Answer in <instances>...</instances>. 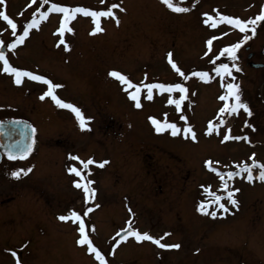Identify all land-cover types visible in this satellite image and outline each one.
Here are the masks:
<instances>
[{"label": "rangeland", "instance_id": "374dc122", "mask_svg": "<svg viewBox=\"0 0 264 264\" xmlns=\"http://www.w3.org/2000/svg\"><path fill=\"white\" fill-rule=\"evenodd\" d=\"M171 2L188 10L174 11L162 0H50L47 4L0 0V12H10L17 24L10 30L0 19V41L11 43L23 34L26 20L40 7L41 12L48 11L51 3L93 11L120 5L112 9L114 17L99 18L103 31L92 35L85 19L92 17L76 13L68 26L73 31L63 34L69 50L60 43L57 30L65 15L61 12H49L22 44L7 47L13 67H25L62 85L54 89L55 95L82 106L89 129H81L67 113L60 119L54 114L38 115L37 103L44 107L47 100L40 99V92L47 91L48 85L24 77L17 86L0 61V121L26 118L37 130L28 159L4 158L0 164V213L6 216L0 222V264H17V258L20 264H101L87 245L76 243L79 222L58 219L81 207L79 203L73 210V200L81 197L70 186L74 176L67 169L71 165H65L73 155L97 162L82 172L95 179L99 191L98 207L89 218L92 229L85 234L92 235L107 264H264V181L257 178L258 164L264 163V103L242 101L251 116L243 110L221 112L231 101L219 99L224 84L214 71L220 44L228 47L232 38L230 24L220 17L245 14L246 0ZM168 53L187 80L171 66ZM229 58L225 54L222 62ZM113 70L141 86V108L127 94L135 89L110 76ZM195 72H207L210 82ZM174 83L184 84L187 92L154 88L152 98H147L148 84ZM257 90L254 87L255 96ZM181 95L185 99L179 108L168 103ZM149 117L175 124L177 135L171 129L157 133ZM189 125L196 141L183 133ZM226 134L248 139L224 141ZM104 160L109 163L99 167ZM253 161L258 164L249 181L243 166ZM28 168L32 170L19 178L10 174ZM228 172L239 174L229 177ZM237 188L238 207L227 196ZM214 195L223 196L220 202L227 212L212 203ZM201 202L207 213L198 211ZM213 211L215 217L209 214ZM82 218L86 226L83 212ZM127 224L141 234L162 238L161 243L180 247L161 249L152 241L135 238L118 243L116 235Z\"/></svg>", "mask_w": 264, "mask_h": 264}, {"label": "snow or ice", "instance_id": "6c2138e0", "mask_svg": "<svg viewBox=\"0 0 264 264\" xmlns=\"http://www.w3.org/2000/svg\"><path fill=\"white\" fill-rule=\"evenodd\" d=\"M49 2H50V0H45V4H47ZM162 2L164 4H166L169 8H172L174 11H177V12H183V11L188 10V9L181 8V7H175L173 5V3L171 2V0H162ZM113 8H120V5L119 4H113L111 7H109L107 9V11H93V10L88 9V8L70 9L68 7L61 6L59 3H51V7L48 9V11H44V12L40 13V19L41 20L45 19L48 16V13L52 12V11L61 12V13L65 14L63 23L59 27L58 32L61 34L60 43L64 44L66 50H69L70 46L64 41L63 34H64L65 30H67L68 32L73 31L70 27H68V24H69V21L75 17L76 13H83L85 15H90L93 18V21H94L96 26L91 30L90 34H96L98 32L103 31V29L100 27V19L99 18L100 17H108V16L114 17L115 13L112 10ZM120 10L123 11V9H120ZM37 11H39V9H37ZM0 17H3V20L7 21L8 24L11 25L12 29L17 28L16 22L13 19H11L9 17V15H7L5 12H0ZM220 19L226 20L229 24H233L242 33H246L248 31L249 27H251L252 35H255V31H256L255 25L257 22L264 21V11H261L259 13V15H257L255 17L254 20H243V19H239V18H233L231 16H221ZM116 23L117 24L120 23L118 18L116 19ZM205 23H207V21H205ZM38 26H39V22L35 18H33L32 23L28 24L27 27H24L22 29L23 34L20 35L17 40L13 41L12 43H8L7 47L9 49H15L18 43L22 44L24 42L25 38L29 36V30L34 28V27H38ZM249 38H250L249 35L245 34L243 36V38L238 43H234L231 46L225 47L223 49V51H221L219 53V55L224 56L225 54H227L228 57H230L233 61H235L236 60V49H239L241 47V45L245 41H247ZM3 43H4L3 41H0V45H3ZM207 44L210 46L212 44V39H209L207 41ZM205 54L207 55V53H205ZM171 57H172V54L168 53V58H169V62L171 63V66L175 69V71L181 77H183V79L187 80L188 77L185 75L184 72L181 71V69L179 67H177V65L174 62H172ZM0 61L3 62V71L5 73L15 74L14 83L16 85L22 84V78H24V77H28L31 80L43 82L44 84L48 85L47 91H45L40 96V99L43 100L45 97H51L55 101V103L57 105H59L60 107L66 108V109H71L72 112L75 113V116L79 121V126L81 127V129H89V123L85 119V116H84L83 112L81 111V109L72 103H65L63 100L59 99L55 95L54 89H57V88L61 87L62 85L53 83L52 80L48 79L44 75H36L32 71L22 70L19 67L11 66L5 52L2 50H0ZM233 69L239 70V65L236 63H232L230 66L229 63L221 62V63H219L218 67L214 68L215 73H217L221 77H224L226 79L231 78V80H228V82L224 83V85H223L227 90L226 94L219 97V99L222 101H231V102L225 103L223 108L220 109V111L221 112L227 111L229 114H231V113H237L238 114L239 110H243L247 113V115L251 116L252 112H251V109L249 108L248 104L245 102H242L241 94L239 91L240 86L238 83L234 82L235 77L233 76ZM109 75L112 77L118 78V80L121 82V84L127 85L129 88L135 89L134 92H127V94L129 95L131 100H133L135 102V107L141 108L142 107V105L140 103L141 86L139 84H134L126 75H124L118 71H115V70L110 71ZM194 75L199 76L202 79H205L206 82H210V80H211V77H209V74L207 72H195ZM154 88H158L162 91L166 90L169 93H172L175 90H179L180 93H186L187 92V89L185 88V86L182 83L148 84L146 86V90H147L146 95H147L148 99L152 98V89H154ZM125 91H127V89H125ZM184 99H185V96L181 95L179 97V99H169L168 103L174 104L177 106V108H179L181 102ZM181 118L186 119V117H181ZM90 119L91 118L89 117L88 120H90ZM149 119L151 120L152 124L155 126L154 130L157 133H163L166 129H171L172 130L171 134L173 136H175V135H177V133L179 131V129H177V126L175 124H170V123L161 124V122L159 120H157L155 117H149ZM13 123L20 124L23 122L22 121H14ZM220 123H223V121H221ZM245 123H246V126H248L247 122H245ZM2 131H3V121H0V132H2ZM211 131H212V128L209 127L208 132H211ZM32 132L35 133L36 129L33 128ZM229 132H230V129H229ZM183 133L186 136L188 134H190V139L193 141H196L197 136H196V133L192 130L191 125L184 128ZM229 139L240 140V139H248V138H247V136H245V137H240V136L231 137L228 134L224 135V137H223L224 141H227ZM33 143H34V141L27 143L25 145V147L19 151V153H13L12 151H9L8 152L9 157L12 159H16L17 155H19L20 158H24L25 156H27V154H29L32 151ZM71 159L79 161V163L82 165L83 169H89V165L97 163L92 158H89L85 161V160H82L79 156H74V157H71ZM107 163H109V161L104 160V161L99 162L98 166L103 167ZM205 163L207 165L210 162L205 161ZM257 164H258V162L253 161V163L251 165L245 164L243 166V170H244V172L247 173V179L249 181H253V179H254L252 170L254 167L257 166ZM258 167H259L260 171H259V175L257 178L260 181H264V163L258 164ZM31 170H32L31 168L17 169L15 171H12L10 174L13 177L19 178L21 175H27V173L30 172ZM213 170L215 171V169H213ZM67 171L69 173H74L77 177H80L79 180H74L73 183H74L76 188H78V189L82 188L83 189V192L85 195V203H88L89 201L94 200L95 194H96V189L91 186L93 181L87 179V177L82 174V169L77 168L75 165H73V166L69 167L67 169ZM89 171H90V169H89ZM238 174L239 173H236V172H228L227 173V175L229 177H233V176H236ZM238 191H239V189L237 188L233 191L227 192V196H228L230 204L235 205L237 207H238V200L235 198V193ZM222 200H223V196L214 195L212 203L218 204L221 209H224L225 212H227L228 209L226 208L225 204L220 202ZM96 207H98V205H96ZM91 211H93V208L88 207L86 209L85 215ZM128 211L131 213V211H132L131 208H129ZM198 211H200L201 213H207L206 204L201 202V204L198 206ZM209 214L211 216L215 217L217 215V212L213 211ZM58 219L60 221H65V222L69 221L70 219L75 221V222H79L78 231L81 234V236H80L79 240L77 241V243L80 245H87V250L89 252L95 253L96 259L101 261V264H107V262L104 259V256L101 254L100 250L93 245L92 241L89 239V236L87 234H85L84 219L82 218V216L79 212L71 211L69 214L59 215ZM127 235L135 237V239L137 241H142V240L152 241L156 245H158L161 249H178L180 247L179 243H161L162 238H156L152 235H149L147 232L141 234L139 231L133 230L131 228V225H129V228L127 230ZM164 235L167 236V235H169V233L166 232ZM118 236H119V234H118ZM119 238L120 239H126L127 237L119 236ZM13 255H15V253H13ZM17 264H20L19 258H17Z\"/></svg>", "mask_w": 264, "mask_h": 264}, {"label": "flooded vegetation", "instance_id": "af4514ba", "mask_svg": "<svg viewBox=\"0 0 264 264\" xmlns=\"http://www.w3.org/2000/svg\"><path fill=\"white\" fill-rule=\"evenodd\" d=\"M38 9H39V11L36 10L37 11L36 15L31 16L29 19L26 20V22H25L26 27L28 24L32 23L33 18H35L40 24L41 19H40L39 13L41 12V7ZM261 11H264V0H246V12H245V14L233 13L231 15V17L239 18V19H243V20H254L255 17L257 15H259V13ZM7 15H9V17L12 19L10 12H7ZM0 19L3 20V17H1ZM85 19L90 20L92 18L87 17ZM63 20H64V18H61V21L57 23L58 29L61 26V24L63 23ZM89 20H87V21L91 25V27L89 29V31H91L93 29L94 24L91 20L90 21ZM5 22H6L7 28L8 29L10 28V30H13L11 28V25H9L7 21H5ZM73 22H74V19H71L69 21L68 26L71 25ZM255 27H256L255 35H252L251 27H249V29L246 33H242L233 24H230V29L232 32L231 33L232 38H231V42H230L229 46H231L234 43H238L243 38V36L245 34L249 35L250 38L247 41H245L239 49H236V60L233 61L231 58H229V64H230V66L232 63H236L239 65V70L233 69V76L235 77L234 82L238 83L240 86L239 91L241 94L242 101H246L247 103H249L252 100L253 101L258 100L255 102H263L264 103V21L257 22ZM14 36L17 37V34H14ZM8 43H11V41L10 40L5 41L3 43V45H5V47L7 48ZM221 51H223V47L220 44V48H219V51L217 53L218 54V57H217L218 64L217 65H219V63L222 62L223 57L219 55V53ZM9 63L11 64L10 61H9ZM11 66H13V65H11ZM24 69L27 70V68H25V67H24ZM31 71L33 73H36L33 70H31ZM8 74H9V77L11 79H13L12 82H14L15 74H12V73H8ZM224 80H227V82H228V80H231V78L226 79V78L220 76V83L221 84H224V82H225ZM41 83H43V82H39V84H41ZM53 83H55L54 80H53ZM254 87L256 89H258L257 90L258 94H256V96L253 93ZM226 91L227 90L224 87V90L222 92L226 94ZM222 92H221L220 96H222ZM43 93L44 92H40V94H43ZM246 94H247L248 98H246V96H245ZM57 97L59 99L63 100L65 103H72L70 101H66V99H63L60 96H57ZM46 98H47V100H45V102L46 101H48V102L43 103L44 107H42L39 103H37V105L40 106L39 108L41 110V112L38 115H40L41 113L49 114V116L54 114L55 116L57 115L58 117L57 116L56 117L60 119V117L67 116V114H70L71 116L68 115L69 117H71L72 119L74 118L73 120H75V119L78 120L75 116V113L72 112L71 109H66V108L60 107L59 105H57L55 103V101L51 97H46ZM74 105L79 107L80 109L82 108V106H79V104H77V103H75ZM41 108H43L47 112L43 111ZM78 123H79V121H78ZM68 136H69V134H68ZM74 156H77V155H73L72 157H74ZM68 164H70L71 166L75 165L77 168H79V166H80L82 169V172H83V170L84 171L89 170V169H83L82 165L79 163V161L74 160V159H71L70 161L65 162V165H68ZM69 174L74 176V178L72 180L70 179V186L74 190H77L79 192L80 197H81L80 201L78 199H77V201L73 200V202H72V205L74 206L73 210L77 209V205L80 203L81 207L79 210H76V212L80 211L79 213L82 216V212L85 214L86 209L88 207L93 208V211L88 212L85 215L86 216L85 232L87 233V232L91 231L90 229H92V226L90 225L92 220L89 222V218H90V215L94 212V210L97 209L96 205H98L97 198L99 197V191H98L97 187L95 186V183H94L95 179L89 175L87 176V174L85 175L82 173L84 176L87 177V179L93 181L91 186L96 189L95 199L91 200L85 204V195H84L83 189L82 188H80V189L76 188L74 183H73L74 180H79L80 177H77L74 173H69ZM83 203L86 206H83ZM24 205L28 206V202L26 203V201H25ZM0 207H3V206H0ZM82 210H84V211H82ZM18 211H19V209H18ZM60 215H62V214H60ZM5 218H6V216H4V213H0V222H3ZM72 221L73 220L70 219L69 221H66V222L72 223ZM80 236H81V234H80ZM21 237H22V235H21ZM91 237H92V235L89 236L90 240H91ZM79 238L80 237H78V235H77L76 239H75L76 243L79 240ZM10 243L13 244L12 240H10Z\"/></svg>", "mask_w": 264, "mask_h": 264}, {"label": "water", "instance_id": "95a60500", "mask_svg": "<svg viewBox=\"0 0 264 264\" xmlns=\"http://www.w3.org/2000/svg\"><path fill=\"white\" fill-rule=\"evenodd\" d=\"M0 50L4 51L6 54V48L2 47ZM3 121V131L0 132V163L5 156L9 160H24L28 158L33 151L35 145V133L32 132V129L35 128L33 124L24 118H9ZM14 121H22L23 123L16 124ZM31 141H34L32 151L27 154L24 158H20L17 155L16 159H12L9 157L8 152L12 151L13 153H19L21 149L25 147V145ZM129 226H127L124 230L119 233V236L127 235V230ZM132 228V227H131ZM133 229V228H132ZM134 230V229H133ZM117 236L118 241H123L124 239H120Z\"/></svg>", "mask_w": 264, "mask_h": 264}]
</instances>
